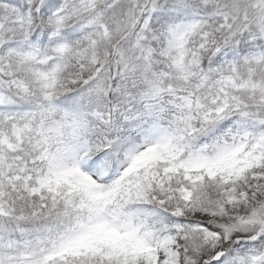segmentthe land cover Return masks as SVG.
Masks as SVG:
<instances>
[{
  "label": "snow or ice",
  "instance_id": "snow-or-ice-1",
  "mask_svg": "<svg viewBox=\"0 0 264 264\" xmlns=\"http://www.w3.org/2000/svg\"><path fill=\"white\" fill-rule=\"evenodd\" d=\"M0 264H264V0H0Z\"/></svg>",
  "mask_w": 264,
  "mask_h": 264
}]
</instances>
